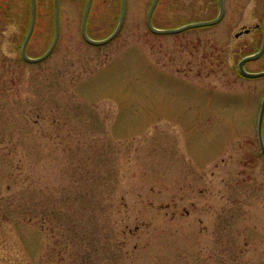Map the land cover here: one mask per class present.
I'll return each instance as SVG.
<instances>
[{"label": "rangeland", "instance_id": "1", "mask_svg": "<svg viewBox=\"0 0 264 264\" xmlns=\"http://www.w3.org/2000/svg\"><path fill=\"white\" fill-rule=\"evenodd\" d=\"M152 1L0 0V264H264V0Z\"/></svg>", "mask_w": 264, "mask_h": 264}, {"label": "water", "instance_id": "2", "mask_svg": "<svg viewBox=\"0 0 264 264\" xmlns=\"http://www.w3.org/2000/svg\"><path fill=\"white\" fill-rule=\"evenodd\" d=\"M54 1H55V26H56L54 39H53L50 47L48 48V50L43 55H40L38 57H32L27 53V45H28V42L32 36L33 30L35 27V23H36V16H37V0H32L31 23H30L29 30L26 34V37H25L23 44H22V47H21V55L28 62H39V61L47 58L52 53V51L54 50V48H55V46L59 40L60 33H61V6H60V0H54ZM158 2H159V0H153L152 1L151 6H150L149 11H148V14H147L148 27L152 32L157 33V34L177 33V32H181L183 30L190 29V28L214 25V24L218 23L219 21H221L222 18L224 17V14H225V0H219V13L215 18L188 22V23H185V24L178 26V27L160 28V27H157L156 25H154V23H153V14H154V11L157 7ZM92 3H93V0H87V4H86L84 14H83V18H82V35L85 38V40L88 41L89 43L96 44V45L105 44V43L109 42L110 40H112L120 32V30L123 26L125 17H126L128 0H122L121 14H120L119 22H118L116 28L114 29V31L110 35H108L107 37L102 38V39H95V38L91 37L88 33V30H87V20H88L90 9L92 7ZM249 30H250L249 28H246L245 32H249ZM236 35H239V33H237ZM263 52H264V40H263L261 48L257 52L249 54L240 60L239 70H240L241 74H243L244 76H247V77L264 76V70L252 72V71L246 70L244 67V65L247 61L255 60V59L259 58L263 54ZM263 119H264V96H263V99L261 102V109H260L259 120H258L259 144H260V148H261L262 152L264 153Z\"/></svg>", "mask_w": 264, "mask_h": 264}, {"label": "flooded vegetation", "instance_id": "3", "mask_svg": "<svg viewBox=\"0 0 264 264\" xmlns=\"http://www.w3.org/2000/svg\"><path fill=\"white\" fill-rule=\"evenodd\" d=\"M239 34H241V33H239ZM263 34H264V26H263ZM237 36H238V35H237ZM263 54H264V52H263ZM263 54H262V55H263ZM262 55H261V56H262ZM246 64H247V63H246ZM246 64H245V69L248 70L247 67H246Z\"/></svg>", "mask_w": 264, "mask_h": 264}]
</instances>
